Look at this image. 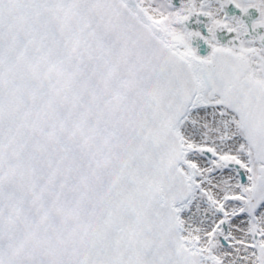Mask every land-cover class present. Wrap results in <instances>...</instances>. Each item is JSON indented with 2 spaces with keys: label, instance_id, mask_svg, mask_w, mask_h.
Segmentation results:
<instances>
[{
  "label": "snow or ice",
  "instance_id": "obj_1",
  "mask_svg": "<svg viewBox=\"0 0 264 264\" xmlns=\"http://www.w3.org/2000/svg\"><path fill=\"white\" fill-rule=\"evenodd\" d=\"M0 264H264V0H0Z\"/></svg>",
  "mask_w": 264,
  "mask_h": 264
}]
</instances>
